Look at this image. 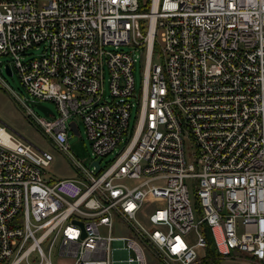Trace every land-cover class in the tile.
Listing matches in <instances>:
<instances>
[{"label": "built area", "instance_id": "1", "mask_svg": "<svg viewBox=\"0 0 264 264\" xmlns=\"http://www.w3.org/2000/svg\"><path fill=\"white\" fill-rule=\"evenodd\" d=\"M140 1L0 0L26 95L2 85L74 168L43 176L49 150L0 121V264H189L203 226L228 264H264V0ZM74 117L92 159L121 143L95 170L71 159Z\"/></svg>", "mask_w": 264, "mask_h": 264}, {"label": "rangeland", "instance_id": "2", "mask_svg": "<svg viewBox=\"0 0 264 264\" xmlns=\"http://www.w3.org/2000/svg\"><path fill=\"white\" fill-rule=\"evenodd\" d=\"M146 1L147 0H142V2ZM146 4L147 3H145L144 5ZM121 47L124 48L126 47V45H121ZM132 56L134 58V61L131 67V73H133L134 87H136V90H138L142 74L141 68L143 61L141 50L139 48H132ZM8 59L9 56L6 53L0 52V77H2L3 81L6 83L8 89L10 88L21 98H24L26 92L23 90L19 77H17L13 68L9 73L4 70V62H8ZM2 83L3 82L0 80V121L5 124L6 129L26 138L37 148H44L49 150V152L51 153V158L46 165H42L41 173L43 176L56 177L60 175L72 174L74 170L72 163L69 162L67 157L56 147H54V145L47 139V137L41 132V130H39L37 126L28 119L23 111L22 106H20V104L18 103V100L16 99L14 93L11 90H7V88L4 87ZM25 100L32 106L33 111L38 115L42 114L43 112L40 108L37 107V105H35L36 103L40 102L44 105H47L52 110L55 109V104H53L49 99L25 98ZM135 110L136 105L134 103L130 107L128 120L129 126L134 120ZM74 118L77 132L72 131V129L68 126L65 129L67 133V144L72 155L71 159L80 162L83 167L85 166L87 168H91L92 163L90 160L92 159L93 155L91 153V148L89 147L88 139L86 138L85 133L82 131L81 121L77 117ZM120 144L115 145V148L111 152H107L97 157L101 165H104L109 158L113 157L114 152L118 150ZM94 173H96V171H94ZM189 195L191 197L192 190H190ZM102 228L103 227H100V229ZM112 231H114V227ZM149 250L150 252H148L147 250L145 252L146 264H165L155 255L154 251L151 248ZM203 251L202 249H198V259L189 264L229 263V260L226 258L220 256L217 257L215 254H204ZM50 260L52 264H70L71 256L59 253L57 254L55 251H52L50 254Z\"/></svg>", "mask_w": 264, "mask_h": 264}, {"label": "water", "instance_id": "3", "mask_svg": "<svg viewBox=\"0 0 264 264\" xmlns=\"http://www.w3.org/2000/svg\"><path fill=\"white\" fill-rule=\"evenodd\" d=\"M4 70L7 72V73H9L10 72V69H9V66L7 65V64H4ZM35 105H37V107L38 108H40L41 109V111L43 112V113H46V112H48L50 109H49V107L47 106V105H44V104H42V103H36ZM69 125H70V128L72 129V131H74V132H77V129H76V126H75V123H74V120L73 119H71L70 121H69ZM91 162H92V164H93V169L95 170L96 168H97V166H98V159H92L91 160ZM124 261V260H123ZM126 262V261H125ZM127 263V262H126ZM114 264H115V262H114ZM128 264V263H127ZM131 264V263H130Z\"/></svg>", "mask_w": 264, "mask_h": 264}, {"label": "trees", "instance_id": "4", "mask_svg": "<svg viewBox=\"0 0 264 264\" xmlns=\"http://www.w3.org/2000/svg\"><path fill=\"white\" fill-rule=\"evenodd\" d=\"M148 1L149 0H147L146 2H141L140 1L139 8H143V6H146L147 4L146 5H144V4L147 3ZM30 121L33 122V120H30ZM33 124H35V123L33 122ZM203 229H204L205 237H206L205 251H206L207 254H214L215 250H214L213 244H211V234H210L209 230L206 229L204 226H203Z\"/></svg>", "mask_w": 264, "mask_h": 264}, {"label": "crops", "instance_id": "5", "mask_svg": "<svg viewBox=\"0 0 264 264\" xmlns=\"http://www.w3.org/2000/svg\"><path fill=\"white\" fill-rule=\"evenodd\" d=\"M146 250L148 251V252H150V250L146 247L145 249H144V258H146V254H145V252H146ZM124 250L121 252V256H124ZM115 264H127L125 261H123V260H121V261H117V263H115ZM131 264H135V262H131Z\"/></svg>", "mask_w": 264, "mask_h": 264}]
</instances>
